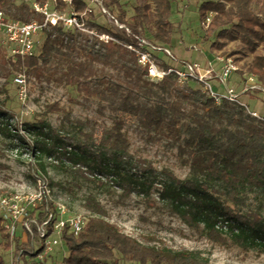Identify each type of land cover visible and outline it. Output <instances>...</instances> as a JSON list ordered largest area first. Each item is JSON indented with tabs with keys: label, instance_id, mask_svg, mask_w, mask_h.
Returning a JSON list of instances; mask_svg holds the SVG:
<instances>
[{
	"label": "trees",
	"instance_id": "trees-1",
	"mask_svg": "<svg viewBox=\"0 0 264 264\" xmlns=\"http://www.w3.org/2000/svg\"><path fill=\"white\" fill-rule=\"evenodd\" d=\"M33 1L51 2L0 0V10L13 19L42 21L43 15L32 8ZM222 1L203 0L198 6L202 24L211 14L205 36H215L212 46L220 49L229 41L239 40L255 52L258 45H264V0L256 10L254 0ZM102 2L132 34L143 35L164 47L171 44L173 0H134L131 19L120 0ZM87 4L88 0H72L77 11ZM49 5L59 11L69 10L63 0ZM97 11L100 10L95 8L87 15L88 25L118 41L104 42L78 29L49 23L38 36L31 56L22 59L8 56L0 43L3 84H14L13 75L23 70L37 81L73 86L82 97L81 101H75L77 104L95 99L100 113L107 110L129 115L143 135L154 140L163 138L176 147L188 174L180 179L167 169L154 168L147 159L134 157L121 120L103 129L97 140L95 122L69 117L70 123L79 124L77 132H61L45 123L24 127L30 136L33 157L40 158L43 154L53 157L56 165L68 164L89 181L118 188L121 196L149 197L156 190L162 207L191 228L201 226L211 241L227 244L230 239L243 250L264 252V121L251 116L236 102L223 100L216 104L195 79H187L182 85L173 73L158 80L149 79L135 52L123 45L135 43V38L114 24L110 29L95 23L91 18ZM149 26L153 30L148 31ZM160 59V66L170 63L166 55ZM54 62L60 65L59 73L55 72ZM248 72L264 88V54L253 56ZM254 93L263 94L260 90L251 94ZM46 109L62 110L56 102ZM11 118L0 109V132L11 135ZM85 125L88 131H83ZM86 207L94 215L86 217L79 232L66 227L62 230L61 238L68 253L63 264H210L195 250H172L142 243L109 221L98 203L94 207L87 203ZM30 212L34 213L32 209ZM38 216L42 221L44 211L40 210ZM18 228L10 239L0 223L4 247L14 246L18 264H43L36 258L43 246L24 249L30 243L20 240L23 232ZM21 249L23 256L19 254ZM0 264H5L1 253Z\"/></svg>",
	"mask_w": 264,
	"mask_h": 264
},
{
	"label": "rangeland",
	"instance_id": "rangeland-1",
	"mask_svg": "<svg viewBox=\"0 0 264 264\" xmlns=\"http://www.w3.org/2000/svg\"><path fill=\"white\" fill-rule=\"evenodd\" d=\"M202 1L173 0L170 15L171 44L168 47L176 59L198 62L201 65H205L209 59L213 60L215 52L220 51L232 57L240 71L234 73L228 79V83L236 86L240 91L241 84L237 85V83L242 80L241 73L248 70L255 54H264V45H258L255 52H252L241 41L235 40L227 42L220 49H215L212 46L215 36H205V25L199 21L198 6ZM260 2L261 0H254V10ZM120 3L128 19H131L134 13V0H120ZM50 4L54 3L50 2ZM224 4L226 7L229 6L226 2ZM91 19L99 25L113 28L109 17L104 13L100 14V11H97ZM149 29L153 30L152 26H149L148 31ZM154 54L159 58H165L163 51H154ZM169 62L173 64L174 60ZM52 65L55 72L59 73L60 65L56 62ZM3 81L0 78V109L12 116L9 119L12 130L11 135L0 132V195H31L38 189L37 177H41L46 180L51 190L50 199L57 206L61 204L65 207V213H56V217L81 214L86 220L87 216L94 215L86 204L89 203L94 207L98 203L109 221L142 243L172 250H195L207 258L210 264H264V252L243 250L230 239L227 244L213 242L207 238L201 226L191 228L184 224L178 216L162 207L156 190L149 197L136 194L121 196L118 188L112 185L100 186L94 181H89L68 164L56 165L53 157L46 154L40 155V158L33 157L30 136L24 127L45 123L61 132H77L79 124L70 123L67 119L69 117L89 123L95 122L97 140L103 129L121 120L131 143L130 152L134 157L147 159L154 168L167 169L176 177L184 179L188 174V167L182 164L176 147L165 142V139L154 140L143 135L135 119L129 115L113 114L107 110L100 113L95 99H90L85 104H77L75 101H81L82 97L73 86L37 81L33 76H26L27 97L22 101L18 99L16 85L11 82L3 84ZM209 82L215 89L224 91L222 87H218L216 80ZM252 92L240 95V101L246 103L251 110L264 115V94H251ZM52 102L58 103L62 110L48 112L46 106ZM82 129L88 131L89 127L85 125ZM252 201L255 205L256 202ZM262 212L264 214V209ZM54 237L57 235H51L49 238ZM28 239L25 234H21L20 240L25 242ZM0 241V253L4 257L5 264H18V259L14 257V246L12 245L10 249L4 247L3 234H0ZM31 241L30 246L27 245L28 247L25 246L24 249L35 250L42 243L37 237ZM67 254L65 243L61 239L52 247L51 253L49 251L45 254L43 264H63L62 260ZM121 264L134 263L121 262Z\"/></svg>",
	"mask_w": 264,
	"mask_h": 264
},
{
	"label": "built area",
	"instance_id": "built-area-1",
	"mask_svg": "<svg viewBox=\"0 0 264 264\" xmlns=\"http://www.w3.org/2000/svg\"><path fill=\"white\" fill-rule=\"evenodd\" d=\"M56 0H51L55 2ZM69 5L68 11H59L49 5V1L40 4L36 1L32 2V8L35 12L43 15V20L38 21L32 19L30 21H21L13 19L6 13L0 10V43L4 46L8 56L24 57L31 56L36 47V40L40 33L50 24H61L66 28H75L87 34L98 37L101 41L108 42L109 40L118 41L106 32L98 33L94 28H91L87 22V15L95 8H98L102 13L109 17V20L118 28L124 29L127 34L132 35L136 42H124L123 45L129 50L135 52L138 63L146 69V76L151 80H158L169 73L176 75L179 85L184 84L187 79H195L202 83L204 91L211 96L216 104L223 100L236 102L240 104L251 116L264 121V115H261L255 110H251L249 106L240 101V95L248 92L260 90L264 94V88L256 82L254 76L243 71L242 77L245 79L241 83V90L238 91L236 86L229 85L228 79L234 73L240 71L239 66L232 57L224 55L222 52H215L213 60L209 59L205 65L198 62H190L183 59H176L168 47L154 43L140 34H132L130 29L122 23H119L116 18L104 6L102 0H88V4L82 11H77L73 8L72 0H63ZM209 14L203 24L205 27L210 21ZM154 51H163L165 55L174 60L173 64L160 66L161 59L154 54ZM13 82L17 87V96L19 100L24 101L27 97V82L26 75L23 70L16 72L13 75ZM210 80H216L218 87L224 89L223 92L215 89ZM38 189L35 193L24 195H0V223L8 233L10 239L16 235L18 226L21 227L23 234L29 239V242L37 237L42 243V251L38 253L37 259L44 261V256L47 252H51L54 245L61 241L62 230L66 227L74 233L79 232L85 219L81 214L67 215L65 217H56V213L64 214V205L57 206L50 199L51 190L48 188L46 180L37 177ZM34 213H31L30 210ZM43 210L45 218L40 221L38 212ZM48 230L50 232L48 233ZM56 234L57 237L49 238ZM32 242V241H31ZM31 250H34L31 248ZM36 250V249H35ZM23 250L19 254L24 255Z\"/></svg>",
	"mask_w": 264,
	"mask_h": 264
}]
</instances>
